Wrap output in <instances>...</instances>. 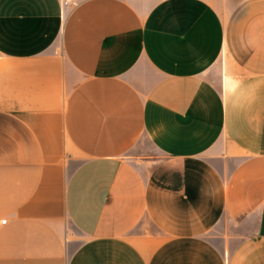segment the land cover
I'll use <instances>...</instances> for the list:
<instances>
[{
	"label": "crops",
	"instance_id": "0c3cea01",
	"mask_svg": "<svg viewBox=\"0 0 264 264\" xmlns=\"http://www.w3.org/2000/svg\"><path fill=\"white\" fill-rule=\"evenodd\" d=\"M0 264H264V0H0Z\"/></svg>",
	"mask_w": 264,
	"mask_h": 264
},
{
	"label": "built area",
	"instance_id": "2783aa9c",
	"mask_svg": "<svg viewBox=\"0 0 264 264\" xmlns=\"http://www.w3.org/2000/svg\"><path fill=\"white\" fill-rule=\"evenodd\" d=\"M64 4L66 5V4H67V2L65 1V2H64ZM2 222H3V221H2Z\"/></svg>",
	"mask_w": 264,
	"mask_h": 264
}]
</instances>
